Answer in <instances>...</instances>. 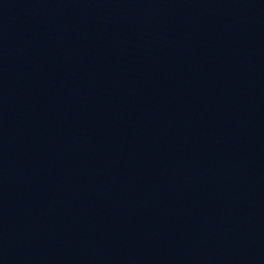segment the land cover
I'll use <instances>...</instances> for the list:
<instances>
[{
    "label": "water",
    "instance_id": "water-1",
    "mask_svg": "<svg viewBox=\"0 0 264 264\" xmlns=\"http://www.w3.org/2000/svg\"><path fill=\"white\" fill-rule=\"evenodd\" d=\"M0 264H264V0H0Z\"/></svg>",
    "mask_w": 264,
    "mask_h": 264
}]
</instances>
